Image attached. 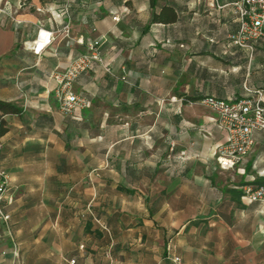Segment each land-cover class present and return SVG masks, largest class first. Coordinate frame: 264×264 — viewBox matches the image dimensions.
<instances>
[{"label": "crops", "instance_id": "obj_1", "mask_svg": "<svg viewBox=\"0 0 264 264\" xmlns=\"http://www.w3.org/2000/svg\"><path fill=\"white\" fill-rule=\"evenodd\" d=\"M236 1L0 0V101L20 109L0 110V264H264V201L243 192L264 184V131L222 169L199 102L264 90V38L252 57L230 41ZM40 27L55 38L36 55ZM101 37L113 71L83 73L89 106L65 115L51 73Z\"/></svg>", "mask_w": 264, "mask_h": 264}, {"label": "built area", "instance_id": "obj_2", "mask_svg": "<svg viewBox=\"0 0 264 264\" xmlns=\"http://www.w3.org/2000/svg\"><path fill=\"white\" fill-rule=\"evenodd\" d=\"M233 6L239 25L236 32L230 35V41L252 57L256 44L264 38V0H238ZM62 31L69 32V23L63 26ZM54 38L55 32L40 27L27 47L34 54L40 55ZM102 43V37L87 41L85 50L76 55L66 68L52 71L51 78L56 83L54 94L61 113L74 115L89 106L88 98L75 90V82L83 73L96 65L112 73V68L102 55ZM121 78L128 82L126 74ZM199 102L216 113L217 125L226 133V141L216 148L215 158L222 169H231L252 150L255 143L254 132L264 131V90L244 85L242 97L226 100L204 96ZM0 177V219L8 223L10 215L4 210V202L11 187L8 175L1 169ZM243 192L249 201H264V184L245 185ZM71 262L75 263V260ZM170 264H181V258H174Z\"/></svg>", "mask_w": 264, "mask_h": 264}, {"label": "trees", "instance_id": "obj_3", "mask_svg": "<svg viewBox=\"0 0 264 264\" xmlns=\"http://www.w3.org/2000/svg\"><path fill=\"white\" fill-rule=\"evenodd\" d=\"M0 110L3 113H19L20 109L11 104L4 101H0ZM7 131V127L5 122L0 118V135H3Z\"/></svg>", "mask_w": 264, "mask_h": 264}]
</instances>
